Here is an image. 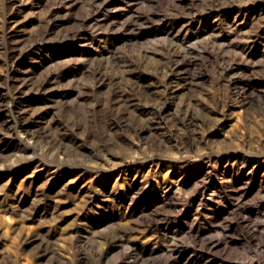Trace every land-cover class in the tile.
Masks as SVG:
<instances>
[{"label":"rangeland","instance_id":"obj_1","mask_svg":"<svg viewBox=\"0 0 264 264\" xmlns=\"http://www.w3.org/2000/svg\"><path fill=\"white\" fill-rule=\"evenodd\" d=\"M250 260L264 0H0V264Z\"/></svg>","mask_w":264,"mask_h":264},{"label":"bare ground","instance_id":"obj_2","mask_svg":"<svg viewBox=\"0 0 264 264\" xmlns=\"http://www.w3.org/2000/svg\"><path fill=\"white\" fill-rule=\"evenodd\" d=\"M130 61V60H129ZM179 61V60H178ZM182 61V60H181ZM190 62V61H189ZM163 64H164V62H162ZM183 64V63H182ZM192 64V63H191ZM116 65V64H115ZM181 66L182 65H180V64H176V66H175V70L176 69H179V68H181ZM131 67V66H130ZM185 70V69H184ZM96 71V70H95ZM99 71V70H98ZM97 71V72H98ZM168 72V71H167ZM185 72V71H184ZM181 74V73H180ZM107 76V75H106ZM172 81V80H171ZM101 82V81H100ZM120 90V89H119ZM133 91V90H132ZM134 92V91H133ZM150 92V91H149ZM116 93V92H115ZM121 93V92H120ZM126 94V93H125ZM143 95H145V94H143ZM148 96H149V94H148ZM147 96V97H148ZM112 97V96H111ZM115 97V96H114ZM137 97V96H136ZM128 98V97H127ZM112 99V98H111ZM125 99V98H124ZM148 99V98H147ZM114 100V99H113ZM122 100V99H121ZM132 100V99H131ZM134 100V99H133ZM136 100V99H135ZM161 100V99H160ZM159 100V101H160ZM110 102V101H109ZM165 102V101H164ZM115 103V102H114ZM118 103V102H117ZM127 103H128V101H127ZM116 104V103H115ZM133 104V103H132ZM112 105V104H111ZM115 106V105H114ZM155 106V105H154ZM161 106V105H160ZM113 107V106H112ZM127 107V106H126ZM131 107V106H130ZM152 107V106H151ZM165 107V106H164ZM116 108V107H115ZM134 108V107H133ZM149 109V108H148ZM130 110V109H129ZM118 111V110H117ZM120 112H122V111H120ZM121 114V113H120ZM161 117V116H160ZM123 118V117H122ZM124 119H126V118H124ZM111 122V121H110ZM193 122V121H192ZM17 123V122H16ZM114 123V122H113ZM187 123V122H186ZM19 124V123H18ZM20 126V125H19ZM26 148V147H25ZM209 155H211V154H209ZM261 156V155H260ZM259 156V157H260ZM207 157V156H206ZM263 158V157H262ZM210 161V160H209ZM237 161V160H236ZM213 162H215L214 160H213ZM212 162V163H213ZM210 163V162H209ZM208 163V164H209ZM63 165V164H62ZM216 165V164H215ZM215 165L213 166V167H215ZM217 166V165H216ZM212 167V166H211ZM245 168V167H244ZM60 169V168H59ZM54 171H56V170H54ZM209 179V178H208ZM211 179V178H210ZM207 180V179H206ZM175 182H177V181H175ZM171 185V184H170ZM169 186V185H168ZM168 190V189H167ZM176 193V192H175ZM156 219V218H155ZM164 220V219H163ZM165 223V222H164ZM166 225V224H165ZM111 230V229H110ZM117 230V232H118V235H117V238L118 239H121V242H122V240L124 239V235H125V233H123V231H121L120 229H116ZM130 231L132 230V228L131 229H129ZM128 230V231H129ZM127 231V232H128ZM151 231V230H150ZM126 232V231H125ZM175 232V231H174ZM168 233V232H167ZM115 235V234H114ZM167 235V234H166ZM177 235V234H176ZM108 236V235H107ZM111 236H112V234H111ZM173 237V236H172ZM200 237V236H199ZM168 238H170V237H168ZM109 239H110V236H109ZM154 240V239H153ZM174 240V239H173ZM169 241V240H168ZM175 241V240H174ZM120 242V243H121ZM171 242H173V241H171ZM127 243V242H126ZM153 243V242H152ZM160 243V242H159ZM174 243V242H173ZM123 244H124V242H123ZM176 244V243H175ZM178 244V243H177ZM113 245H114V243H113ZM151 245H153V244H151ZM124 246V245H123ZM157 246V245H156ZM166 246V245H165ZM172 246V245H171ZM178 246V245H177ZM126 247V246H125ZM129 247H130V245H129ZM169 248V247H168ZM53 249V248H52ZM123 249H124V247H123ZM126 249V248H125ZM127 249H129V248H127ZM126 249V250H127ZM130 250V249H129ZM131 250H132V248H131ZM137 250V249H136ZM54 251V250H53ZM53 251H51V252H53ZM101 251V250H100ZM125 251V250H124ZM123 252V251H122ZM166 252V251H165ZM46 253V252H45ZM167 253H169V252H167ZM51 254V253H50ZM164 254H166V253H164ZM100 255V254H99ZM104 255V254H103ZM109 255V254H108ZM131 255V254H130ZM56 256H58V255H56ZM98 256V255H97ZM101 256V255H100ZM125 256H127V255H125ZM129 256V255H128ZM168 257H170V256H168ZM263 257V256H262ZM174 258V257H173ZM172 258V259H173ZM57 259V258H56ZM170 260V259H169ZM247 260V259H246ZM249 260V259H248ZM262 260H263V258H262ZM129 261H131V260H129ZM250 261H252V260H250ZM114 262V261H113ZM247 262H249V261H247ZM57 263V262H56ZM66 264V263H65ZM78 264V263H77ZM118 264V263H117ZM125 264V263H124ZM167 264V263H166ZM249 264H261L260 262H255V261H252V262H249Z\"/></svg>","mask_w":264,"mask_h":264}]
</instances>
